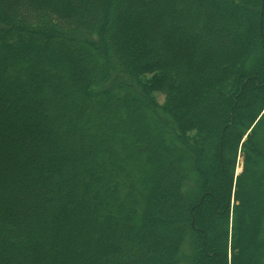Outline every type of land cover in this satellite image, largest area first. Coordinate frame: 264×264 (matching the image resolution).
Listing matches in <instances>:
<instances>
[{
	"label": "trees",
	"instance_id": "trees-1",
	"mask_svg": "<svg viewBox=\"0 0 264 264\" xmlns=\"http://www.w3.org/2000/svg\"><path fill=\"white\" fill-rule=\"evenodd\" d=\"M195 41L216 44L198 64ZM3 82L0 264H264V0H0ZM133 104L173 145L166 173ZM64 139L77 152L53 155Z\"/></svg>",
	"mask_w": 264,
	"mask_h": 264
},
{
	"label": "rangeland",
	"instance_id": "rangeland-1",
	"mask_svg": "<svg viewBox=\"0 0 264 264\" xmlns=\"http://www.w3.org/2000/svg\"><path fill=\"white\" fill-rule=\"evenodd\" d=\"M128 20H131V18L128 17ZM125 23H126V21H125ZM43 26L53 27V28H56L57 30H61L60 26L59 25H56L52 21H46L43 24ZM202 42L203 43L196 42V41L194 42V44L196 46L198 44V47H195V49H194V53L197 54V55L198 54L200 55V58H198L197 60L194 61V62H197V64L202 59L201 55H204V56L208 55L209 56V53L211 51H213L214 48H215V46H216V44H214V42H209V44L206 43L207 41L206 42L202 41ZM223 44L228 49H230V48L232 49L233 48V43H231L229 41H225ZM84 48H87V47L84 46ZM51 50H52V48H51ZM51 50H49L50 52L49 51L42 52L41 48H38V49H35L34 52L37 53V54H40V55H43L44 56V55H52L53 53H55L54 51H51ZM218 58H219V56L216 59L213 58V63H215ZM257 60H259V59H257ZM88 68H90V66ZM99 68H100L99 66H95L94 65L93 71H94L95 74H98L99 73V70H100ZM139 76H140L141 81L143 83H145V84H147L148 82L153 83V81L155 80V77H153L152 75L141 74ZM261 83L263 84V82H261ZM10 90H11V85L9 83L3 82L2 85H0V93L1 94H3V95L8 94L10 92ZM150 95H151L152 99L157 103V105H159V106H163L164 105V103H165V95L162 94L160 91H158V90L150 91ZM32 98H33V96H32ZM255 104H256V101H253V102H248V103L244 104L245 106L244 105L242 106L244 118L241 121V124H244L246 118L248 116H250V114H252V112H254ZM38 105L39 104H37V103H32L31 104V109L34 110V111L36 110L35 111L36 112V114H35V119L36 120L38 118V114H37V111L39 109V106ZM133 109L134 110H133V112L131 111V113H135L139 117L138 121L139 122L141 121V129L135 127V129L133 130V136H137L139 138H143L144 137V134H145L144 133V130H150V129H152V130L155 129L156 130L155 131L156 138L154 139V142L152 144L154 146L148 145L149 146V149L148 150L154 156V159L156 160V158H157L158 162H160V168H159V170H157V173H162V172L166 173L167 170L170 169V157L168 155L171 156V154L173 155L175 153L172 150L173 145H171V146L164 145V143H163L164 141L162 139V135L160 137V133L156 129V124L154 122L150 121L148 119V116L144 113L145 111H143L144 110V106L143 105L133 104ZM127 116L130 117V114H127ZM136 125H137V122H136ZM18 126H19V131L18 132L17 131H11V130H9V131H5L3 133L5 134V136H11V137L14 136V135H16V134L17 135H19V134L22 135L23 134L25 136V133L22 132L23 131V128H22L20 122H18ZM59 129L62 130V128H59ZM142 129H143V131H142ZM163 129L165 131H168L169 130L167 128V126H164ZM238 135H239V131L233 133V135L231 137V140H230V147H234L235 140H236V138H237ZM31 137H33V134H32ZM44 138H45V142H46V143L44 142L46 144L45 145L46 147H43L42 146L40 148V150L35 155L36 158L38 157L37 158L38 161H44L49 155L52 154V147H51L52 146V141H51V139H48L45 136H44ZM161 147H162L163 150L162 151L160 150V152L158 154L156 152H154V149L153 148H161ZM58 150H57L58 152L55 151V153L53 155L56 154V156H57L58 155L57 153H59V154H67L68 155L69 151L77 152V149L76 148H73V147L71 148V146L69 145V142H67L65 139L62 142L59 143ZM164 151L167 152L168 154L164 153L163 155L165 157L163 158L162 152H164ZM21 153H22V156L23 157H26L27 158L28 156H30L29 152L27 150H24V148H23V152H21ZM13 154H17V152L16 153H13ZM203 156H204L203 157L204 158V164L202 166L203 168L201 169V172L204 171L206 173V175H208V176H214V168H213L214 165H213V162H212V159H211V151L210 150L205 151L204 154H203ZM5 160H7V157H2V159H0V164H2V162L5 161ZM242 161H243L242 160V154H240L238 156L237 160H236V163H235V172L237 170H239V169H242ZM61 178L62 179H65V181H70L71 180V177H68L67 178L66 176H61ZM58 181H59V179L57 180V178H54L53 179V182H58ZM69 186H70V182L69 183L66 182V185L63 186L64 188L61 191V193H59V196L58 195H55V192L54 191H51V192H53V194H54L53 196H58V200L60 202H64L67 199L66 198L67 197L66 192L68 191ZM251 187L256 188V190H260V189L264 188V184L256 182V184L255 185L253 184ZM253 191H255V190H253ZM207 193H208V197H211L212 194H214V191L210 187L207 190ZM46 194L48 196H52L51 194H49L47 192H46ZM185 198L191 200V197H189V196H185ZM49 210H51V209H49ZM49 210H47V212ZM210 211H211V208H210ZM209 214H211V213H209ZM212 222H213V220L212 219H209V225L210 226L207 228V234H208V236L213 233V227L211 225ZM216 222H217V224L219 226L218 229L220 231L221 230L220 226L222 225V218H218L216 220ZM218 229H217V231H218ZM0 230H2L4 232L6 230V227L0 226ZM13 231H14L13 229H9V232L10 233L13 232Z\"/></svg>",
	"mask_w": 264,
	"mask_h": 264
},
{
	"label": "water",
	"instance_id": "water-1",
	"mask_svg": "<svg viewBox=\"0 0 264 264\" xmlns=\"http://www.w3.org/2000/svg\"><path fill=\"white\" fill-rule=\"evenodd\" d=\"M242 169H239L235 172V176L238 175L241 172Z\"/></svg>",
	"mask_w": 264,
	"mask_h": 264
}]
</instances>
